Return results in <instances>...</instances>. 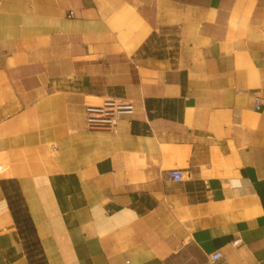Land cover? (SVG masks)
<instances>
[{
  "label": "crops",
  "instance_id": "0c3cea01",
  "mask_svg": "<svg viewBox=\"0 0 264 264\" xmlns=\"http://www.w3.org/2000/svg\"><path fill=\"white\" fill-rule=\"evenodd\" d=\"M0 264H264V0H0Z\"/></svg>",
  "mask_w": 264,
  "mask_h": 264
},
{
  "label": "built area",
  "instance_id": "2783aa9c",
  "mask_svg": "<svg viewBox=\"0 0 264 264\" xmlns=\"http://www.w3.org/2000/svg\"><path fill=\"white\" fill-rule=\"evenodd\" d=\"M133 109L134 105L131 101H115L107 99L98 104H87L85 107L89 122H106L112 129L118 127V121L123 113L131 112ZM169 175L176 180L181 178V172L178 169L170 170ZM220 256L221 253L217 251L212 254V260H215Z\"/></svg>",
  "mask_w": 264,
  "mask_h": 264
},
{
  "label": "bare ground",
  "instance_id": "6f19581e",
  "mask_svg": "<svg viewBox=\"0 0 264 264\" xmlns=\"http://www.w3.org/2000/svg\"><path fill=\"white\" fill-rule=\"evenodd\" d=\"M133 10V9H132ZM124 14V13H123ZM128 16H129V13H128ZM127 16V17H128ZM132 16V15H131ZM140 16V15H139ZM142 18V17H141ZM125 22V21H124ZM130 22V21H129ZM137 22V21H136ZM130 25H132L131 23H129ZM48 236V235H47ZM16 243L18 244V241L17 240H15V245H13L12 247H10V255L12 256V257H16V252H18V250H19V247H18V245H16ZM18 247V248H17Z\"/></svg>",
  "mask_w": 264,
  "mask_h": 264
},
{
  "label": "rangeland",
  "instance_id": "374dc122",
  "mask_svg": "<svg viewBox=\"0 0 264 264\" xmlns=\"http://www.w3.org/2000/svg\"><path fill=\"white\" fill-rule=\"evenodd\" d=\"M32 256V255H31Z\"/></svg>",
  "mask_w": 264,
  "mask_h": 264
}]
</instances>
